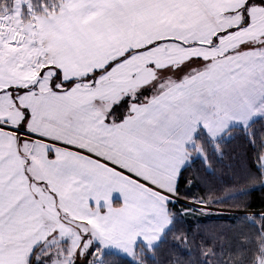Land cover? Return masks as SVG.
Masks as SVG:
<instances>
[{"label": "snow or ice", "instance_id": "6c2138e0", "mask_svg": "<svg viewBox=\"0 0 264 264\" xmlns=\"http://www.w3.org/2000/svg\"><path fill=\"white\" fill-rule=\"evenodd\" d=\"M257 191L264 0H0V264H264Z\"/></svg>", "mask_w": 264, "mask_h": 264}, {"label": "trees", "instance_id": "16d2710c", "mask_svg": "<svg viewBox=\"0 0 264 264\" xmlns=\"http://www.w3.org/2000/svg\"><path fill=\"white\" fill-rule=\"evenodd\" d=\"M254 200L256 202V207L261 208L264 207V203H261L264 200V191H257L254 193Z\"/></svg>", "mask_w": 264, "mask_h": 264}]
</instances>
